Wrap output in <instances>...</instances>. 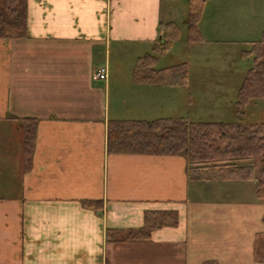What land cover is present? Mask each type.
I'll return each mask as SVG.
<instances>
[{
    "label": "crops",
    "instance_id": "obj_1",
    "mask_svg": "<svg viewBox=\"0 0 264 264\" xmlns=\"http://www.w3.org/2000/svg\"><path fill=\"white\" fill-rule=\"evenodd\" d=\"M187 10V0H27L28 36L0 38V264H264L258 180L207 167L195 177L183 155L108 150L112 120L236 115L248 73L241 54L264 37V0L206 1L203 42L186 50V86L135 83V66L93 77L109 64L104 48L152 53L161 26L178 25ZM26 118L37 120L27 163ZM147 212H176L177 224L128 238Z\"/></svg>",
    "mask_w": 264,
    "mask_h": 264
},
{
    "label": "trees",
    "instance_id": "obj_2",
    "mask_svg": "<svg viewBox=\"0 0 264 264\" xmlns=\"http://www.w3.org/2000/svg\"><path fill=\"white\" fill-rule=\"evenodd\" d=\"M187 41L201 43L203 37L199 22L207 0H187ZM0 8V38L15 39L28 36L27 0H5ZM162 35L154 43L153 52L139 57L135 64L133 81L169 87L186 86L189 82V65L178 63L157 69L158 55L167 53L178 38L180 29L174 23L161 26ZM242 58H252V65L238 91L235 103L237 120L232 122H190L183 118H160L152 121L134 120L108 123V150L113 153L183 155L190 172L197 174L208 164L223 165L230 178L251 179L255 169L264 165V122L244 123L248 104L264 99V37L254 42ZM24 122V154L29 161L36 140L37 120ZM249 161L248 164H238ZM264 171V168H262ZM264 173V172H263ZM258 197H264V183L258 181ZM89 207L100 208L101 202L84 201ZM176 212H147L145 226L130 230L128 238H148L152 229L176 225Z\"/></svg>",
    "mask_w": 264,
    "mask_h": 264
},
{
    "label": "rangeland",
    "instance_id": "obj_3",
    "mask_svg": "<svg viewBox=\"0 0 264 264\" xmlns=\"http://www.w3.org/2000/svg\"><path fill=\"white\" fill-rule=\"evenodd\" d=\"M5 0H0V8L2 7L3 3ZM187 14H188V10H187ZM180 32H179V36L178 38L173 42V45L171 47V49L163 56L160 57V63L159 66L160 67H166V66H171L174 64H178L181 62H185L186 58L185 55L187 54L186 50L190 47L188 41H187V18L181 22L177 23ZM194 44V43H192ZM250 47V46H248ZM248 47H245V49H247ZM245 50H243L244 52ZM103 56L105 58L106 54L108 56V60H109V64L107 66V64H103L102 67H108V70L111 71L113 69H119V68H128V69H132L135 66V63L137 61V57L136 55H129L128 52L122 54L121 51L117 52L116 50H114V47H110L109 49H103ZM197 53V52H196ZM128 55L130 58H128ZM202 55V54H201ZM200 55V56H201ZM205 56H208V54H206ZM249 58V59H248ZM243 60H240V69L242 72H244L245 74L248 72V70L250 69L251 65H252V58L247 56L245 58H242ZM101 68V67H100ZM116 71V70H115ZM98 80V79H95ZM244 82V81H243ZM238 83L240 84V80L238 81ZM243 84V83H242ZM237 101V100H236ZM236 103V102H235ZM249 105V104H248ZM247 108H249L247 106ZM258 108V107H257ZM257 108L255 107H251L250 108V112L248 111L249 109H246V114H245V118H244V123H251L252 120L254 119H262L264 120V104L261 105V107L259 108V110L257 111ZM229 110V109H228ZM234 113H235V105H234ZM262 110V111H261ZM181 115H183V117H186L187 119H191L194 120V112L192 111V109L190 107L184 106L181 110ZM236 114V113H235ZM228 119H232V121H236L237 120V115H232V117H228ZM23 148H24V142H23ZM24 153V150H23ZM24 162L26 163V158H25V154H24ZM249 161H239L238 164H248ZM190 166V165H189ZM223 165H217L214 166L213 164H208L207 168H212L215 169L214 170V174H217L219 177L222 178H228L229 175L226 173V171H224V168L222 167ZM191 168V167H190ZM262 168H264V165H259L258 167H256L255 169V173H254V177H252L251 179H245L243 178V176L241 178H231V179H235V180H247V181H261L264 183V171H262ZM211 170V169H210ZM202 171H199L197 174H194V172L192 173L195 177L196 175L201 174ZM213 172V171H212ZM231 176V175H230ZM229 176V178H230ZM221 178V179H222ZM258 181L255 184L256 187L254 188V190H256L257 193V186H258ZM249 183H247L248 185Z\"/></svg>",
    "mask_w": 264,
    "mask_h": 264
},
{
    "label": "built area",
    "instance_id": "obj_4",
    "mask_svg": "<svg viewBox=\"0 0 264 264\" xmlns=\"http://www.w3.org/2000/svg\"><path fill=\"white\" fill-rule=\"evenodd\" d=\"M108 76H109L108 67L98 68L93 75L94 79H108Z\"/></svg>",
    "mask_w": 264,
    "mask_h": 264
}]
</instances>
